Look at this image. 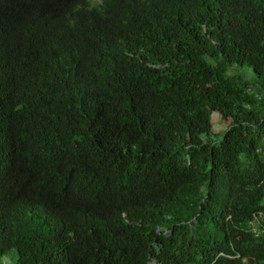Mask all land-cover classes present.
Wrapping results in <instances>:
<instances>
[{"label": "trees", "instance_id": "trees-1", "mask_svg": "<svg viewBox=\"0 0 264 264\" xmlns=\"http://www.w3.org/2000/svg\"><path fill=\"white\" fill-rule=\"evenodd\" d=\"M0 264H264V0H0Z\"/></svg>", "mask_w": 264, "mask_h": 264}, {"label": "rangeland", "instance_id": "rangeland-1", "mask_svg": "<svg viewBox=\"0 0 264 264\" xmlns=\"http://www.w3.org/2000/svg\"><path fill=\"white\" fill-rule=\"evenodd\" d=\"M213 126H212V130L214 133H221L227 126L228 122L225 121H221L219 119V117L217 116V114L213 115Z\"/></svg>", "mask_w": 264, "mask_h": 264}]
</instances>
